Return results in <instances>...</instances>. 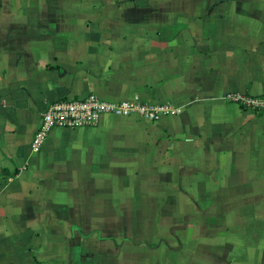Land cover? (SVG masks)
Instances as JSON below:
<instances>
[{
    "label": "crops",
    "instance_id": "1",
    "mask_svg": "<svg viewBox=\"0 0 264 264\" xmlns=\"http://www.w3.org/2000/svg\"><path fill=\"white\" fill-rule=\"evenodd\" d=\"M230 91L264 94V0H0V264H264V111ZM92 92L173 111L33 151Z\"/></svg>",
    "mask_w": 264,
    "mask_h": 264
},
{
    "label": "built area",
    "instance_id": "2",
    "mask_svg": "<svg viewBox=\"0 0 264 264\" xmlns=\"http://www.w3.org/2000/svg\"><path fill=\"white\" fill-rule=\"evenodd\" d=\"M224 98L245 109L264 111V94L230 91ZM172 111L171 103H152L140 99L107 100L95 92L83 97L60 98L51 102L42 113L40 125L32 141V149L35 152L40 151L54 128L96 126L104 115L137 116L157 121Z\"/></svg>",
    "mask_w": 264,
    "mask_h": 264
},
{
    "label": "rangeland",
    "instance_id": "3",
    "mask_svg": "<svg viewBox=\"0 0 264 264\" xmlns=\"http://www.w3.org/2000/svg\"><path fill=\"white\" fill-rule=\"evenodd\" d=\"M159 195V194H158ZM171 236H170V239L169 241L171 243H173L172 245L173 246H176V242H177V234H176V222L174 224H171ZM129 234H127L124 238H122V240L120 241V244H118L119 246H121V248L123 247H128V241L130 240L129 237H128ZM125 242H127V244H124ZM125 249V248H124Z\"/></svg>",
    "mask_w": 264,
    "mask_h": 264
}]
</instances>
